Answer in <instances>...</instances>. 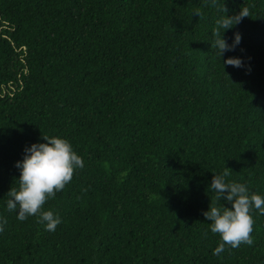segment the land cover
Here are the masks:
<instances>
[{
	"label": "trees",
	"instance_id": "obj_1",
	"mask_svg": "<svg viewBox=\"0 0 264 264\" xmlns=\"http://www.w3.org/2000/svg\"><path fill=\"white\" fill-rule=\"evenodd\" d=\"M224 2L251 18L220 59L223 0H0V264H264V215L219 256L203 215L231 206L210 187L225 167L264 196V0ZM43 136L84 163L42 209L55 231L7 209Z\"/></svg>",
	"mask_w": 264,
	"mask_h": 264
},
{
	"label": "clouds",
	"instance_id": "obj_2",
	"mask_svg": "<svg viewBox=\"0 0 264 264\" xmlns=\"http://www.w3.org/2000/svg\"><path fill=\"white\" fill-rule=\"evenodd\" d=\"M208 3V0H205ZM218 0H211V6L216 7ZM224 16L215 22L213 36L217 55L220 57L226 51H232L241 41L239 32L234 34L232 44L223 37L226 30L232 29L242 22L245 17L251 18L250 9L243 7L234 15L228 14V9L223 0ZM200 16L197 9L193 12ZM224 65L243 67V62L238 57H229L223 61ZM44 142L33 143L25 148L22 161L16 162V167L21 169L19 187L10 188L7 195L9 211H17V219L25 221L29 216L39 215L38 223L44 224L47 231H55L62 222L61 218L53 211H43L49 198H54L57 192L62 191L69 184L77 169L83 168L82 158L73 150L71 143L61 137L43 136ZM230 168L225 167L221 175L213 176L210 187L216 192V200L223 199L231 206H209L203 213L205 219L210 221V230L218 234L221 243L214 249L213 255L219 256L228 245L238 248L241 244H253L252 232L254 226L253 210L264 215V196L255 192L250 193L246 184L228 182ZM6 219H0V232H3Z\"/></svg>",
	"mask_w": 264,
	"mask_h": 264
}]
</instances>
